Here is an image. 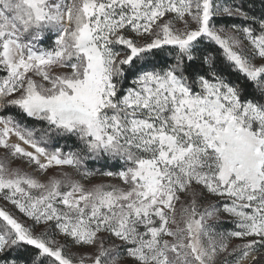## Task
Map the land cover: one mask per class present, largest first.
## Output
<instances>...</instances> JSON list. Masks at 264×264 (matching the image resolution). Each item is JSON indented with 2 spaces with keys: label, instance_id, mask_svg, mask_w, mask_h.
<instances>
[{
  "label": "snow or ice",
  "instance_id": "6c2138e0",
  "mask_svg": "<svg viewBox=\"0 0 264 264\" xmlns=\"http://www.w3.org/2000/svg\"><path fill=\"white\" fill-rule=\"evenodd\" d=\"M0 200V264H260L264 18L0 0Z\"/></svg>",
  "mask_w": 264,
  "mask_h": 264
},
{
  "label": "trees",
  "instance_id": "16d2710c",
  "mask_svg": "<svg viewBox=\"0 0 264 264\" xmlns=\"http://www.w3.org/2000/svg\"><path fill=\"white\" fill-rule=\"evenodd\" d=\"M227 3H236L239 5H242L243 9L249 13V15L256 16L258 19L259 18H264V0H226ZM234 23H244L243 21L236 20V21H231ZM9 111H14V110H9ZM89 167L91 168H98L101 167V165L97 164H90ZM226 227L231 228V225H226ZM234 242L236 243H241L242 241L238 239H233ZM260 258H264V255L259 256ZM250 264H254L253 261L250 262Z\"/></svg>",
  "mask_w": 264,
  "mask_h": 264
},
{
  "label": "rangeland",
  "instance_id": "374dc122",
  "mask_svg": "<svg viewBox=\"0 0 264 264\" xmlns=\"http://www.w3.org/2000/svg\"><path fill=\"white\" fill-rule=\"evenodd\" d=\"M13 166L15 167V166H21V165L14 164ZM66 170L69 171V172H72L71 169H66ZM29 171H30V169H29ZM76 178H78V177H76ZM101 182H109V181L107 180V178H102V177H99V176L93 177L90 181H85V183L87 185H89V186H91L92 184H98V183H101ZM111 182L115 183V181H111ZM0 207L5 208V210H7L9 212L15 213V209L12 207V205H10V204L2 201V200H0ZM16 214H18V213H16ZM236 244H238V243H236V242H234L232 240L230 242V249L232 247H234ZM74 251H76V250L74 249ZM251 261H252V257L249 256L247 259H245L242 262V264H250ZM260 264H264V258H260Z\"/></svg>",
  "mask_w": 264,
  "mask_h": 264
}]
</instances>
